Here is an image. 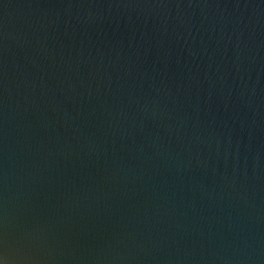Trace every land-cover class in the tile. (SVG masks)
I'll use <instances>...</instances> for the list:
<instances>
[{
    "label": "water",
    "instance_id": "obj_1",
    "mask_svg": "<svg viewBox=\"0 0 264 264\" xmlns=\"http://www.w3.org/2000/svg\"><path fill=\"white\" fill-rule=\"evenodd\" d=\"M0 264H264V0H0Z\"/></svg>",
    "mask_w": 264,
    "mask_h": 264
}]
</instances>
